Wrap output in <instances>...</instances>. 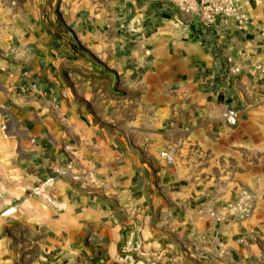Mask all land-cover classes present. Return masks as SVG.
Segmentation results:
<instances>
[{
	"label": "crops",
	"instance_id": "obj_1",
	"mask_svg": "<svg viewBox=\"0 0 264 264\" xmlns=\"http://www.w3.org/2000/svg\"><path fill=\"white\" fill-rule=\"evenodd\" d=\"M238 3L0 0V264H264V0Z\"/></svg>",
	"mask_w": 264,
	"mask_h": 264
},
{
	"label": "built area",
	"instance_id": "obj_2",
	"mask_svg": "<svg viewBox=\"0 0 264 264\" xmlns=\"http://www.w3.org/2000/svg\"><path fill=\"white\" fill-rule=\"evenodd\" d=\"M175 7L183 13L195 15L198 17L200 23L205 26L213 25L220 17L234 19L238 22H242L245 19L244 14L240 12V5L238 0H170ZM255 70L264 75V61L255 65ZM238 113L235 111H228L224 115V119L230 126H236L238 124ZM160 156L166 163H174L173 151H162ZM62 176L68 174L72 175L73 180L90 187L97 184V177L92 169H82L77 173L71 172V167L60 171ZM56 183V179L51 177L36 185L30 190L32 196H47L49 190L53 189ZM124 252L133 253L138 249L133 247L131 242H128L124 247Z\"/></svg>",
	"mask_w": 264,
	"mask_h": 264
},
{
	"label": "rangeland",
	"instance_id": "obj_3",
	"mask_svg": "<svg viewBox=\"0 0 264 264\" xmlns=\"http://www.w3.org/2000/svg\"><path fill=\"white\" fill-rule=\"evenodd\" d=\"M260 150H261L260 152H263L264 153V144L262 145V147H260Z\"/></svg>",
	"mask_w": 264,
	"mask_h": 264
}]
</instances>
